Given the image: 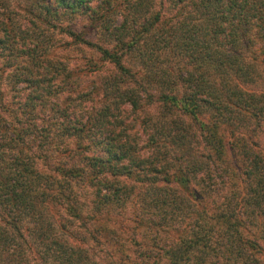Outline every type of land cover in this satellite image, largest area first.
Returning a JSON list of instances; mask_svg holds the SVG:
<instances>
[{"label": "trees", "instance_id": "1", "mask_svg": "<svg viewBox=\"0 0 264 264\" xmlns=\"http://www.w3.org/2000/svg\"><path fill=\"white\" fill-rule=\"evenodd\" d=\"M168 3L0 0V264H264V0Z\"/></svg>", "mask_w": 264, "mask_h": 264}, {"label": "rangeland", "instance_id": "2", "mask_svg": "<svg viewBox=\"0 0 264 264\" xmlns=\"http://www.w3.org/2000/svg\"><path fill=\"white\" fill-rule=\"evenodd\" d=\"M150 1L152 3V7H153L152 9L153 10L162 11V10H164V8L168 7L167 5H170L168 3L169 0H150ZM28 3H29V0H6L7 7L9 9H12V13H15V16H18L19 18H20V16L25 18V16H23V13H22L21 9L24 6L28 5ZM68 21H69L68 18L62 17V18H59V20L55 21L54 23H55V25H59V26L64 27L66 25H69ZM170 22H171V25H173L174 21H170ZM55 27H46V26L41 27V26H39L38 27L39 29L35 30L36 32L41 34V39L40 40H42V41H40V42L42 44H40V45L47 46L46 45L47 43L48 44L53 43L54 45H57V43H60L61 39H63V38H62V36H61L59 31H62V30H59V29H57ZM47 39H49L50 43L48 42ZM52 51H53V49H52ZM259 125L260 126H259L258 129L261 128V131L262 130L264 131V123L262 122ZM257 139H258V143H259L260 148L264 151V138L258 135ZM236 189H239V186H237ZM56 211H58V213H59L58 215L61 216L60 213H62V212H60V210L58 208H56ZM126 211H128V206L126 207ZM252 231H256V229H253ZM141 232H143V231H141ZM88 245H90V244L87 243V246ZM101 264H104V263L102 262Z\"/></svg>", "mask_w": 264, "mask_h": 264}]
</instances>
